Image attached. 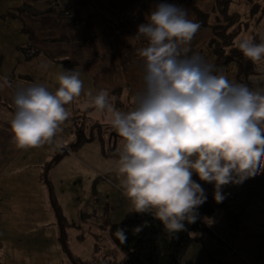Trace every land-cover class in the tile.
I'll list each match as a JSON object with an SVG mask.
<instances>
[{
    "label": "clouds",
    "instance_id": "1",
    "mask_svg": "<svg viewBox=\"0 0 264 264\" xmlns=\"http://www.w3.org/2000/svg\"><path fill=\"white\" fill-rule=\"evenodd\" d=\"M145 20L136 33L147 45L137 49L144 76L135 107L117 110L104 89L95 95L88 90L82 107L106 113L122 138L116 172L129 211L151 213L173 236L186 230L185 222L197 221L198 208L207 200L193 174L214 184L219 204L225 199L223 186L242 184L264 171V87L232 81L199 54L189 55L201 23L189 19L187 9L157 3ZM234 43L254 64L264 61V42L247 36ZM56 81L55 92L32 84L15 93L9 124L18 148L52 143L71 116L65 105L81 96L80 73L65 69ZM6 86L8 77H0V88ZM114 235L125 243L123 229Z\"/></svg>",
    "mask_w": 264,
    "mask_h": 264
},
{
    "label": "crops",
    "instance_id": "2",
    "mask_svg": "<svg viewBox=\"0 0 264 264\" xmlns=\"http://www.w3.org/2000/svg\"><path fill=\"white\" fill-rule=\"evenodd\" d=\"M161 2L138 0L126 15L114 11L110 0H61L59 10L22 6L17 15L22 25L21 42L8 43L3 31L0 77L7 76L9 86L0 88L1 234L30 240L37 225L60 223L58 213L70 224L72 215L69 217L64 201L73 198V166L78 164L99 171L93 162L94 154L87 153L84 161L78 151L83 144L95 140L94 130H90L88 137L83 128L69 125H76L74 120L82 115L74 114L83 111L75 108L76 99L65 105L71 116L61 125L62 131L57 132L52 143L18 148L9 124L15 93L32 84L55 92L56 76L71 69L79 72L83 81L78 97L81 100L77 102L87 103L85 93L91 90L95 95L101 89L108 91L115 107H119V101L130 102L143 89L144 64L137 49L145 47L147 41L136 36L138 25L145 23L146 15ZM139 8L141 16L135 21L133 16ZM204 61L212 64L207 58ZM131 105L134 104L128 107ZM93 127L98 128L104 148L101 123L95 120ZM80 135L84 137L82 142L74 146L81 140ZM110 154L118 156L117 151L109 150ZM193 180L201 184L206 195L214 196V184L200 181L195 174ZM222 194L224 205L216 208L211 216L203 217L210 231L216 234L210 239L211 247L223 255L237 256L236 264H264V171L242 184L223 186Z\"/></svg>",
    "mask_w": 264,
    "mask_h": 264
},
{
    "label": "rangeland",
    "instance_id": "3",
    "mask_svg": "<svg viewBox=\"0 0 264 264\" xmlns=\"http://www.w3.org/2000/svg\"><path fill=\"white\" fill-rule=\"evenodd\" d=\"M59 3L61 0H0V38L4 31L8 43L21 42L22 35L19 30L22 25L17 15L22 6L23 8L37 6L40 9L50 7L59 10ZM180 6L188 10L189 19L201 23L200 30L191 42L189 55L197 53L203 60L207 58L210 63L214 62L216 55L212 49L214 46L212 41L215 38L213 26L224 21L222 15V20H218L220 14L213 11L214 1L186 0ZM227 10L236 20L227 30L236 33L233 42L247 36L253 37L255 43L264 42L261 40V36H264V0H231ZM13 57L14 55H10V58ZM248 64L249 71L241 70V64L235 60H229L223 65L216 66L214 63L210 65L216 66L215 70L223 72L232 81L248 84L251 88L264 87V61L254 64L249 60ZM248 64L245 66L248 67ZM134 97H131L130 102L126 100L127 96L123 97L126 101H119L120 105L116 109L124 112L132 110L135 107ZM77 100L81 99L76 98L75 108H82L83 111H76L74 114L82 115L74 120L76 125L74 123L69 125L77 129L83 128L88 137L91 135L90 130H94L95 140L83 144L78 151L84 161H87V153L94 154L93 162L99 171L78 164L73 166V198L71 196L64 201L65 207L68 205L66 211L69 212V217L72 215L70 218L72 220L68 219L69 225L61 226L57 222L39 224L36 231L32 232L30 240L20 239L19 236L10 238L12 235L0 233L2 264H110L109 262L117 264L123 256L111 240L109 232L112 223L120 222L126 213L130 212V206L118 186L116 161L119 157L114 154L108 155L109 150L117 151L122 138L110 126L106 113L98 112L92 107L85 109L82 107L84 104ZM130 103L134 105L128 107ZM95 120L102 125L104 148L99 140L101 136L98 128L93 127ZM113 133L115 136L112 137ZM107 204L111 206L109 209L105 208ZM33 212L34 209H31V213ZM193 234L196 239L186 248L182 264L238 263L237 256L223 255L221 251L211 247L210 239L216 234L210 229Z\"/></svg>",
    "mask_w": 264,
    "mask_h": 264
},
{
    "label": "trees",
    "instance_id": "4",
    "mask_svg": "<svg viewBox=\"0 0 264 264\" xmlns=\"http://www.w3.org/2000/svg\"><path fill=\"white\" fill-rule=\"evenodd\" d=\"M137 1L138 0H110L113 10L124 15L129 12L131 6ZM151 1H162L179 6L186 0ZM230 1L231 0H214L213 11L219 13L218 20H222L223 18L224 21L222 22L225 23L218 22L213 26L215 36L212 41V45H214L212 47L213 53L216 55L217 64L219 62L227 63L229 60H235L241 64V70L249 71V59L244 57L240 50L234 45L233 41L236 33L227 32L232 23L236 21L233 15L228 14L227 8ZM221 15L223 16L222 18ZM140 16L141 9L139 8L134 14L133 20H139ZM216 63L214 65L217 66ZM247 64L248 67L245 66ZM239 76V80L242 81ZM82 138L84 137L82 136L81 140L74 143V146L79 145L82 142ZM206 196V202L198 208L199 215L197 221L192 224L185 222L186 230L176 233L173 236H170L165 231L162 222L156 219L151 213L141 214L130 211L126 213L125 217L120 222L112 223L109 232L110 238L123 254L117 264H182V256L186 248L196 239L193 233H203L209 230L208 226L203 221V217L211 216L216 208L224 205L223 202L217 204L214 200V196ZM58 214L60 225H69L65 218L62 217L60 213ZM136 227H141L139 233H134L133 230ZM118 228L123 229L126 236V241L123 244H120L114 235ZM62 230H64V228H62ZM109 263L112 264V262Z\"/></svg>",
    "mask_w": 264,
    "mask_h": 264
}]
</instances>
